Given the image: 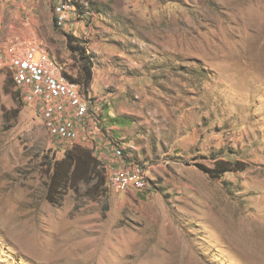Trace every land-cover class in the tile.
Returning a JSON list of instances; mask_svg holds the SVG:
<instances>
[{"label":"rangeland","instance_id":"rangeland-1","mask_svg":"<svg viewBox=\"0 0 264 264\" xmlns=\"http://www.w3.org/2000/svg\"><path fill=\"white\" fill-rule=\"evenodd\" d=\"M74 2L57 27L51 0H0V41L78 80L104 184L47 200L63 145L0 66V264H264V0ZM216 160L241 170L198 167ZM127 165L144 190L109 189Z\"/></svg>","mask_w":264,"mask_h":264},{"label":"built area","instance_id":"built-area-1","mask_svg":"<svg viewBox=\"0 0 264 264\" xmlns=\"http://www.w3.org/2000/svg\"><path fill=\"white\" fill-rule=\"evenodd\" d=\"M74 3V0H51L58 27L70 21ZM5 65L11 70L14 86L21 90V97L39 106L49 135L63 145L62 152L77 144L81 131L87 129L82 128V123H87L89 128L94 118L92 111L90 113V101L81 93L80 85L64 75L42 42L17 40L3 45L0 41V66ZM114 154L121 156V150L114 148ZM108 178L109 189L119 192L129 188L142 191L149 185L146 169L141 165L113 170Z\"/></svg>","mask_w":264,"mask_h":264},{"label":"trees","instance_id":"trees-1","mask_svg":"<svg viewBox=\"0 0 264 264\" xmlns=\"http://www.w3.org/2000/svg\"><path fill=\"white\" fill-rule=\"evenodd\" d=\"M76 8H79V14L82 15L83 12L82 10L80 11L81 5L77 4ZM55 26H57L56 23ZM75 48L76 50L79 49V47ZM82 59L87 60L84 62V65L86 64L85 70L88 76L87 84H89L91 80L89 66L92 62L87 57H82ZM73 82L80 85L78 80H73ZM9 111L11 112L10 109H3L4 116H6ZM198 167L213 178H219L226 172L241 170L238 167L236 168L235 162L232 163L223 160H216L211 168L204 167L203 165H198ZM47 168L51 172L47 188V200L50 203H57V198L60 197L61 199V196H63L67 190L79 191V186L81 184L87 187L85 191L81 193V196H84L88 189L100 190L104 184V176L101 174L102 171L99 167L98 160L93 155L91 149L80 145L75 144L67 148L63 153V157L60 159L52 158L49 160Z\"/></svg>","mask_w":264,"mask_h":264},{"label":"crops","instance_id":"crops-1","mask_svg":"<svg viewBox=\"0 0 264 264\" xmlns=\"http://www.w3.org/2000/svg\"><path fill=\"white\" fill-rule=\"evenodd\" d=\"M40 42H42V41H40ZM3 45H4V43H3ZM6 45V44H5Z\"/></svg>","mask_w":264,"mask_h":264}]
</instances>
